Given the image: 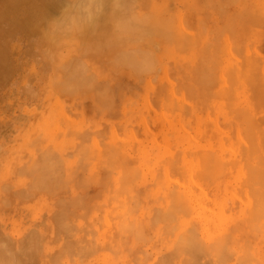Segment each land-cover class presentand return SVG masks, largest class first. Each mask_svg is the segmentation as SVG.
Masks as SVG:
<instances>
[{"label":"rangeland","instance_id":"374dc122","mask_svg":"<svg viewBox=\"0 0 264 264\" xmlns=\"http://www.w3.org/2000/svg\"><path fill=\"white\" fill-rule=\"evenodd\" d=\"M36 1L0 0V264H264V0H114L102 30L65 0L31 34Z\"/></svg>","mask_w":264,"mask_h":264},{"label":"bare ground","instance_id":"6f19581e","mask_svg":"<svg viewBox=\"0 0 264 264\" xmlns=\"http://www.w3.org/2000/svg\"><path fill=\"white\" fill-rule=\"evenodd\" d=\"M28 1H29V0H28ZM42 1H43V0H42ZM47 1H49V2L47 3ZM67 1H68V0H67ZM90 1H91V0H90ZM116 1H118V0H116ZM131 1H132V0H131ZM30 2H32V1H30ZM33 2H34V1H33ZM36 2H37V1H36ZM36 2H35V3H36ZM39 2H40V0H39ZM39 2H37V3H39ZM64 2H65V0H45V1L41 2L42 5H43L42 11H39V9L37 10V7L34 6V8H36V10L39 11V12L37 13L38 16H37V15L34 16V15L32 14L31 18H30V16H29V18H26L23 22L21 21V22H22L21 24H22V25H26V26H27L26 29H27L31 34H35V33H36V30H37V28H38V25H36V22L39 21L40 18H41V19L43 18L44 20L47 21V20H48V19H47V15L50 14V13H48V12L55 11V10H56L57 8H59L60 5H62ZM82 2H83V1H82ZM92 2H93V1H92ZM120 2H121V1H120ZM124 2H126V1H124ZM132 2H133V1H132ZM24 3H25V2H24ZM41 3H40V5H41ZM46 3H47V4H46ZM74 3H76V2H74ZM98 3H99V5L102 6V7H100L101 9H99V13H98L97 15L95 14L97 17L94 16V18L96 17L94 23L96 24V26H97L100 30H102L101 28L105 25V23L108 22L109 20H110V23H111V19H113V16H114V18L117 17V16L120 14L121 10L118 11L117 9H120V8H118L117 6H116L117 9H116V7H113L114 5H112V4L114 3V0H98ZM14 4H16V2H12L11 5H14ZM80 4H81V3L79 2V7L81 6ZM94 4H95V3H94ZM120 4H121V3H120ZM26 5H27V4H26ZM26 5H25V6H26ZM36 5H37V4H36ZM83 5H84V4H83ZM110 5H112L113 8H111V7L109 8ZM134 5H135V4H134ZM72 6H74V5H72ZM86 6H87V5H86ZM145 6H146V5H145ZM19 7H20V6H19ZM92 7H94L93 4H92ZM97 7H98V6H97V4H96V8H97ZM136 7H137V6H136ZM21 8H22V7H21ZM27 8H28V7H27ZM34 8H33V9H34ZM72 8H73V7H72ZM76 8H77V7H76ZM106 8H109V9H106ZM146 8H148V7H146ZM33 9H32V10H33ZM67 9H68V8H67ZM70 9H71V7H70ZM91 9H93V8H91ZM121 9H122V8H121ZM216 9H217V8H216ZM65 10H66V9H65ZM116 10H117L118 12H116ZM146 10H147V9H146ZM259 10H260V9H259ZM69 11H70V10H68V12H69ZM123 11H124V10H123ZM147 11H148V10H147ZM162 11H163V10H162ZM257 11H258V10H257ZM34 12H35V11H34ZM91 12H92V11H91ZM95 12H96V11H95ZM97 12H98V11H97ZM242 12H243V11H242ZM245 12H246V11H245ZM29 13H31V12H29ZM35 13H36V12H35ZM70 13H71V12H70ZM93 13H94V12H93ZM16 14H17V13H16ZM46 14H47V15H46ZM115 14H116V15L118 14V15L116 16ZM33 16H34V17H33ZM67 16H68V15H67ZM119 16H120V15H119ZM138 16H139V15H138ZM49 17H51V14H50ZM91 17H92V14H91ZM38 18H39V20H38ZM81 18H82V17H81ZM92 18H93V17H92ZM43 19H42V20H43ZM58 19H59V18H58ZM88 19H89V18H88ZM119 19H120V18H119ZM15 20H16V19H15ZM76 20H77V19H76ZM90 20H91V19H90ZM113 20H114V19H113ZM155 21H156V20H155ZM230 21H231V20H230ZM39 22H40V21H39ZM42 22H43V21H42ZM82 22H83V21H82ZM88 22H89V21H88ZM44 23L46 24V22H44ZM44 23H43V24H44ZM48 23H49V22H48ZM91 23H92V22H91ZM148 23H149V22H148ZM72 24H73V23H72ZM76 24H77V23H76ZM85 24H86V22H85ZM85 24H84V25H85ZM111 24H112V23H111ZM41 25H42V24H41ZM51 25H52V24H51ZM49 26H50V25H49ZM49 26H48V25L46 26L47 29L49 28ZM73 26H74V25H73ZM82 26H83V25H82ZM112 26H113V24H112ZM43 27H45V25H43ZM104 27H105V26H104ZM104 27H103V29H104ZM120 27H121V26H120ZM173 27H174V26H173ZM94 28H96V27H94ZM143 28H144V27H143ZM175 28H176V27H175ZM82 29H83V28H82ZM82 29H81V30H82ZM127 29H128V28H127ZM170 29H172V27H171ZM173 29H174V28H173ZM109 30H110V29H109ZM150 30H151V29H150ZM44 31H45V30L42 31L43 34H44ZM107 31H108V30H107ZM111 31H112V30H111ZM111 31H110V32H111ZM153 31H154V30H153ZM172 31L174 32V30H172ZM177 31L179 32V30H177ZM46 32H47V31H46ZM93 32H94V31H93ZM100 32H101V31H100ZM100 32H99V33H100ZM114 32H115V31H114ZM42 33H41V34H42ZM91 33H92V32H91ZM97 33H98V31H97ZM104 33H106V32L104 31ZM104 33H103V34H104ZM108 33H109V32H107V35H108ZM175 33H176V31H175ZM93 34H94V33H93ZM103 34H102L101 37H102V39L105 40V38H103V36H104ZM115 34H116V33H115ZM181 34H183V32L180 33V35H181ZM98 35H101V34H98ZM98 35L95 34V36H97V37H98ZM110 35H111V34H110ZM110 35H109V37H110ZM178 35H179V34H178ZM44 36H45V35H44ZM175 36H176V35H175ZM42 37H43V35H42ZM101 37H100V38H101ZM104 37H107V36H104ZM184 37H185V36H184ZM100 38H99V39H100ZM107 38H108V37H107ZM107 38H106V40L109 39V38H108V39H107ZM110 38H111V37H110ZM128 38H129V37H128ZM183 39H184V38H183ZM106 40H105V41H106ZM105 41H104V43H105ZM111 41H112V40H111ZM119 41H120V39H119ZM119 41H118V43H119ZM113 42H114V41H112V43H113ZM116 42H117V41H116ZM130 42H131V41H130ZM172 42H173V41H172ZM174 42H175V41H174ZM109 43H110V42H109ZM112 43H111V45H112ZM113 44H114V43H113ZM178 44H179V43H178ZM182 44H183V43H182ZM114 45H115V44H114ZM175 46H176V45H174V47H175ZM122 64H124V63H122ZM247 117H248V116H247ZM244 119H245V118H244ZM246 121H248V120H245V124H246ZM176 123H177V121H176ZM245 126H247V125H245ZM250 132H251V131H250ZM178 152H179V151H178ZM182 155H183V154H182ZM183 158H184V156H183ZM176 160H177V159H176ZM184 161H185V160H184ZM197 161H198V160H197ZM169 162H170V161H169ZM177 162H178V161H177ZM189 162H191V161L189 160ZM167 163H168V161H167ZM171 163H173V161H172ZM202 163H203V162H202ZM164 164H166V163H164ZM196 165H197V164H196ZM207 165H208V164H207ZM197 166L199 167V165H197ZM251 166H252V165H251ZM251 166H250V167H251ZM174 167H175V166H174ZM253 167H254V166H253ZM176 168H177V167H175V169H173V170H176ZM178 168H179V167H178ZM182 168H183V167H182ZM251 168H252V167H251ZM249 169H250V168H249ZM164 170H165V169H164ZM170 170H171V169H170ZM200 170H201V169H200ZM179 171H181V169H180ZM179 171H177V172H175V173H176L177 175H178L179 173L182 174V175H184L183 172L181 173V172H179ZM197 171H198V170H197ZM247 171H248V170H247ZM170 172H172V171H170ZM188 172H189V171H188ZM199 172H200V171H199ZM205 172H206V171H205ZM209 172H210V170H209ZM250 172H252V171H250ZM175 173H174V174H175ZM207 173H208V172H207ZM168 174H169V173H168ZM180 174H179V175H180ZM204 174H206V173H204ZM174 176H175V175H174ZM184 176H185V175H184ZM184 176H183V178H185ZM194 176H197V175L194 174ZM201 176H202V175H201ZM203 176H204V175H203ZM248 176H250V174H248ZM166 177H167V176H166ZM171 177H173V175H171ZM179 177H181V176H179ZM188 177H189V176H188ZM192 177H193V176H192ZM208 177H209V176H208ZM161 178H162V177H161ZM169 178H170V177H169ZM169 178L167 177V179H169ZM204 178H205V177H204ZM248 178H249V177H248ZM189 179H190V181H192L191 178H189ZM172 180H176V179H174V177H173ZM177 180H178V178H177ZM177 180H176V181H177ZM180 181H181V179H180ZM168 183H169V182H168ZM177 183L180 184L181 182L177 181ZM156 184H157V183H156ZM165 184H166V182H165ZM183 184H184V183H183ZM193 184H194V183H193ZM260 184H261V183H260ZM180 185H182V183H181ZM194 185L196 186V184H194ZM249 185H250V184H249ZM165 186H166V185H165ZM167 186H168V185H167ZM167 186H166V187H167ZM202 186H203V185H202ZM250 186L253 187V185H250ZM163 187H164V186H163ZM171 187H174V186L172 185ZM171 187H170V188H171ZM175 187H176V185H175ZM186 187H187V186H186ZM248 187H249V186H248ZM170 188H169V189H170ZM195 188H196V187H195ZM197 188H199V187L197 186ZM203 188H204V187H203ZM249 188H250V187H249ZM260 188H261V186H260ZM169 189H168V193H167V194H169L168 196H171L170 193H169V191H170L171 194L174 196L175 193H173V192H174L176 189H175V188H174L175 190H173L172 188H171L170 190H169ZM199 189H200V188H199ZM250 189H251V188H250ZM253 189H254V188H252L251 191H252ZM171 190H172V191H171ZM188 190H189V189H188ZM190 190H191V187H190ZM165 192H166V191H165ZM177 192H178V196H175V197L172 196L171 200L168 198V196H167V198L165 197V199H168V201H171V202H173V200H172L173 198L177 199V200H175V203L173 202L174 205H172L171 202L168 204V206H169L170 204L172 205V206L170 207L169 210L166 209V211H167L168 213H171V214H172V213L174 212V213H176V215H177V212H176V211H173V206H174V209L177 208V209L181 210L182 204L184 203V201H183V200L181 201V199H184V196H185V195H183V196H182L183 198H182V197H181V192H180V191H176V193H177ZM244 192H245V191H244ZM183 194H184V191H183ZM254 194H255V193H254ZM262 194H263V193H262ZM202 195H203V194H202ZM254 196H255V195H254ZM177 197H178V198H177ZM191 197H194V196H191ZM246 197H247V196H246ZM250 197H251V196H250ZM239 198H240V197H239ZM257 198H258V197H257ZM185 199H186V197H185ZM185 199H184V200H185ZM198 199L200 200L201 198H198ZM247 199L249 200L248 197H247ZM254 199H255V198H254ZM161 200H162V199H161ZM215 201H216V200H215ZM215 201H214V202H215ZM251 201H253L252 198H251ZM257 201H258V200H257ZM182 202H183V203H182ZM185 202H188V201H185ZM216 202H217V201H216ZM245 202H246V201H245ZM255 202H256V201H255ZM259 202H260V201H259ZM166 203H167V202H166ZM166 203H165V205H166V207H167V204H166ZM195 203H196V202H195ZM241 203H244V202H241ZM251 203H252V202H251ZM184 204L186 205V203H184ZM196 204H197V203H196ZM188 205H189V204H188ZM197 205H198V204H197ZM252 205H253V204H252ZM255 205H256V204H255ZM136 206H137V205H136ZM204 206H205V205H204ZM209 206H210V205H209ZM213 206H214V205H213ZM224 206H225V205H224ZM202 207H203V206H202ZM250 207H252V206H250ZM160 208H162V207H160ZM163 208H165V207H163ZM163 208H162V209H163ZM167 208H168V207H167ZM171 208H172V209H171ZM184 208H185V207H184ZM204 208H207V207H204ZM219 208H220V207H219ZM254 208H255V207H254ZM254 208H253V210H256V209H254ZM177 209H176V210H177ZM189 209H190V207H189ZM208 209H209V208H208ZM248 209H249V208H248ZM171 210H172L173 212H172ZM249 210H250V209H249ZM169 211H171V212H169ZM188 211H189V210H188ZM209 211H210V210H209ZM222 211H223V210H222ZM247 211H248V210H247ZM250 211H251V210H250ZM256 212H257V211H256ZM161 213H162V212H161ZM168 213H167V216H168ZM183 213H184V212H183ZM189 213H190V212H189ZM214 213H216V212H214ZM262 213H263V212H262ZM163 214H164V212H163ZM216 214H217V213H216ZM174 215H175V214H174ZM182 215H183V214H182ZM256 215H257V214H256ZM169 216H170V214H169ZM178 216H179V215H178ZM225 216H226V215H224V217H225ZM253 216H254V215H253ZM163 217H165V216H163ZM179 217H180V216H179ZM179 217H178V218H179ZM262 217H263V216H262ZM248 218H249V217H248ZM251 218H252V217H251ZM141 219H142V218H141ZM164 219H165V218H164ZM252 219H253V218H252ZM259 219H260V218H259ZM261 220H262V219H261ZM261 220H260V221H261ZM263 220H264V219H263ZM171 221H172V219H171ZM133 222H134V221H133ZM188 222H189V221H188ZM258 222H259V221H258ZM262 222H263V221H262ZM166 224H167V223H166ZM252 224H253V223H252ZM171 225H172V224H171ZM190 225H191V223H190ZM261 225H262V224H261ZM172 226H173V225H172ZM256 226H257V225H256ZM179 227H180V226H179ZM252 227H253V226H252ZM262 227H263V226H262ZM174 228H175V227H174ZM236 228H237V227H236ZM257 228H258V227H257ZM189 229H190V228H189ZM258 229H259V228H258ZM262 229H263V228H262ZM262 229H261V230H262ZM173 230H174V229H173ZM191 230H192V229H191ZM193 230H195V229L193 228ZM193 230H192V231H193ZM232 230H233V229H232ZM232 230H231V231H232ZM252 230H254V229H252ZM259 230H260V229H259ZM186 231H187V230H186ZM186 231H182V232H184L183 234H185ZM187 232L189 233V230H188ZM190 232H191V231H190ZM259 232H261V231H259ZM263 232H264V231H263ZM188 233H186V234H188ZM227 233H228V232H227ZM232 233H233V232H232ZM232 233H231V234H232ZM261 233H262V232H261ZM183 234L181 235V237L183 236ZM223 234H224V233H223ZM223 234H222V235H223ZM225 234H226V233H225ZM263 234H264V233H263ZM187 236H188V235H187ZM193 236H194V235H193ZM196 236H197V235H196ZM228 236H230V235H228ZM181 237H179V238L181 239ZM230 237H231V236H230ZM262 237H263V235H262ZM194 238H195V237H194ZM197 238H199V237L197 236ZM213 238H214V237H213ZM183 239H184V238H183ZM190 239H191V238H190ZM219 239H220V241H221L222 238H219ZM231 240H232V239H231ZM162 241H163V240H162ZM176 241H178V240H176ZM186 241H187V240H186ZM197 241L199 242L200 239H198V240L196 239V242H197ZM212 241H213V240H212ZM214 241H215V240H214ZM216 241H217V239H216ZM216 241H215V243H216ZM226 241H228V239H227ZM229 241H230V240H229ZM193 242H195V240H194ZM201 242H202V241H200L199 243H201ZM176 243H177V242H175L174 245H175ZM180 243H181V240L178 242V244L180 245ZM199 243H198V244H199ZM202 243H203V242H202ZM208 243H209V242H208ZM210 243H211V242H210ZM212 243H213V242H212ZM215 243H213L212 245H209V247L212 248V250H213V247H211V246H214ZM181 244H182V243H181ZM217 244H218V242H217ZM204 245H205V244H204ZM176 246H177V245H175L174 247H176ZM180 246H181V245H180ZM188 246H189V245H188ZM215 246H216V245H215ZM215 246H214V248H215ZM195 247H196V246H195ZM205 247H206V246H205ZM171 248H172V247H171ZM172 249H173V248H172ZM178 249H180V247H179ZM193 249H194V248H193ZM191 250H192V249H191ZM201 250H202V249H201ZM215 250H216V249H215ZM229 250H230V249H229ZM229 250H227V251H229ZM175 251H178V250L176 249ZM210 251H211V250H210ZM224 251H225V250H224ZM240 251H241V250H240ZM242 251H243V249H242ZM244 251H245V250H244ZM188 252H189V250H188ZM192 252H193V251H192ZM214 252H215V251H214ZM232 252H233V251H232ZM235 252H236V251H234V253H235ZM247 252H248V251H247ZM215 253H216V252H215ZM179 254H180V253H179ZM183 254H184V253H183ZM183 254H182V255H183ZM243 254H244V253H243ZM177 255H178V254H177ZM236 255H237V254H236ZM178 256H179V255H178ZM178 256H177V257H178ZM190 256H191V255H190ZM180 257H181V256H180ZM173 258H174V257H173ZM164 259H165V258H163V260H164ZM175 259H177V258H175ZM166 261H167V260H166ZM173 261H174V260H173Z\"/></svg>","mask_w":264,"mask_h":264}]
</instances>
